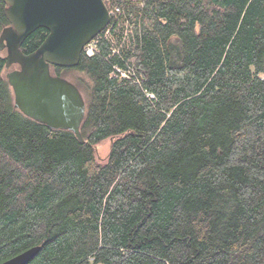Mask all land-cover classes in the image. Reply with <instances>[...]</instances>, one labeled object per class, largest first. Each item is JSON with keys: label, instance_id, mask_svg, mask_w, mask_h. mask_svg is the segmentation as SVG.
Instances as JSON below:
<instances>
[{"label": "trees", "instance_id": "1", "mask_svg": "<svg viewBox=\"0 0 264 264\" xmlns=\"http://www.w3.org/2000/svg\"><path fill=\"white\" fill-rule=\"evenodd\" d=\"M103 1L114 43L49 66L84 98L83 142L13 106L0 51V263L264 264V0Z\"/></svg>", "mask_w": 264, "mask_h": 264}, {"label": "water", "instance_id": "2", "mask_svg": "<svg viewBox=\"0 0 264 264\" xmlns=\"http://www.w3.org/2000/svg\"><path fill=\"white\" fill-rule=\"evenodd\" d=\"M9 22L0 33V51L5 50V77L13 92V106L25 116L51 129H67L83 142L80 124L85 101L68 79L52 75L50 65L74 67L84 45L109 23L103 0H3ZM48 33L30 53L20 46L37 28ZM40 250L30 247L0 264H26Z\"/></svg>", "mask_w": 264, "mask_h": 264}, {"label": "built area", "instance_id": "3", "mask_svg": "<svg viewBox=\"0 0 264 264\" xmlns=\"http://www.w3.org/2000/svg\"><path fill=\"white\" fill-rule=\"evenodd\" d=\"M108 12L110 15V20L112 17L114 18V20H116V17H118V15L120 14V8L116 6L108 10ZM112 28H113V25H110V21H109L108 25L96 37H94L90 42L84 45L83 50H82L83 53L86 56H91L97 51V41H98L100 34H103L105 37L111 40L112 43H114L115 39H114L113 32H111ZM113 52H117V51L114 49ZM110 76L116 77L119 79H130L131 77L134 76V74L132 73V70H129V69L124 70L118 66H114L113 71L110 73ZM148 95L152 97L151 94L148 93Z\"/></svg>", "mask_w": 264, "mask_h": 264}, {"label": "rangeland", "instance_id": "4", "mask_svg": "<svg viewBox=\"0 0 264 264\" xmlns=\"http://www.w3.org/2000/svg\"><path fill=\"white\" fill-rule=\"evenodd\" d=\"M96 37V36H95ZM2 55H5L6 52L3 51L1 52ZM12 68H15V67H11ZM8 71V69H6L4 71V75L5 73ZM65 78L68 79V80H74V78L70 75V74H66L65 75ZM14 98V96H13ZM109 146H110V140L109 139H106L104 140L103 142H101L98 146H97V149H96V152H97V155L100 157V158H104L107 154H108V151H109Z\"/></svg>", "mask_w": 264, "mask_h": 264}, {"label": "flooded vegetation", "instance_id": "5", "mask_svg": "<svg viewBox=\"0 0 264 264\" xmlns=\"http://www.w3.org/2000/svg\"><path fill=\"white\" fill-rule=\"evenodd\" d=\"M11 67L18 68V65L15 64V65H12ZM11 67H10L8 70H12V69H14V68L11 69Z\"/></svg>", "mask_w": 264, "mask_h": 264}, {"label": "bare ground", "instance_id": "6", "mask_svg": "<svg viewBox=\"0 0 264 264\" xmlns=\"http://www.w3.org/2000/svg\"><path fill=\"white\" fill-rule=\"evenodd\" d=\"M83 52V51H82Z\"/></svg>", "mask_w": 264, "mask_h": 264}]
</instances>
